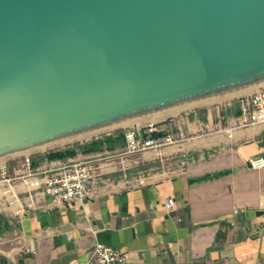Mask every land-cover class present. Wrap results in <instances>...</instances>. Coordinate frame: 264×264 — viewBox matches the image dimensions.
Instances as JSON below:
<instances>
[{
    "label": "water",
    "instance_id": "obj_1",
    "mask_svg": "<svg viewBox=\"0 0 264 264\" xmlns=\"http://www.w3.org/2000/svg\"><path fill=\"white\" fill-rule=\"evenodd\" d=\"M264 84V0H0V160Z\"/></svg>",
    "mask_w": 264,
    "mask_h": 264
},
{
    "label": "crops",
    "instance_id": "obj_2",
    "mask_svg": "<svg viewBox=\"0 0 264 264\" xmlns=\"http://www.w3.org/2000/svg\"><path fill=\"white\" fill-rule=\"evenodd\" d=\"M146 121L158 123L155 135L179 138L141 152H125L124 142L77 152L72 158L100 164L83 201L53 204L18 176L21 162L8 164L0 179V264H98L96 243L124 253L123 264H264V166L248 165L264 158V122L243 123L236 101Z\"/></svg>",
    "mask_w": 264,
    "mask_h": 264
},
{
    "label": "built area",
    "instance_id": "obj_3",
    "mask_svg": "<svg viewBox=\"0 0 264 264\" xmlns=\"http://www.w3.org/2000/svg\"><path fill=\"white\" fill-rule=\"evenodd\" d=\"M239 115L243 123L264 122V88L248 95L240 96L236 100ZM159 128L157 122H147L144 125L127 127L123 131L125 152L132 153L141 150L159 148L165 144L175 142L179 137L164 133L155 135ZM180 136V135H179ZM44 153H42L43 155ZM47 166L34 167L32 156H23L19 177H23L26 184L37 195L49 198L53 204H65L70 201H83L93 195V187L100 178V164L95 159L68 158L67 160H49L43 158ZM250 167L264 166V158L252 157L248 161ZM7 164L0 163V179L6 178ZM173 199L168 197L164 206L171 210ZM93 255L98 264H123L125 254L115 248L96 243Z\"/></svg>",
    "mask_w": 264,
    "mask_h": 264
},
{
    "label": "trees",
    "instance_id": "obj_4",
    "mask_svg": "<svg viewBox=\"0 0 264 264\" xmlns=\"http://www.w3.org/2000/svg\"><path fill=\"white\" fill-rule=\"evenodd\" d=\"M115 142H117V144L119 145L123 144L124 137L122 131L103 135L101 137L94 138L88 142L78 143L73 146H67L64 148L51 150L44 153L43 155L42 154L38 155L37 158L43 159L44 157H46L49 160L63 159L66 157H72L77 152L86 153V152L98 151L103 148L112 149L115 146ZM34 163L35 162L32 160V164Z\"/></svg>",
    "mask_w": 264,
    "mask_h": 264
},
{
    "label": "rangeland",
    "instance_id": "obj_5",
    "mask_svg": "<svg viewBox=\"0 0 264 264\" xmlns=\"http://www.w3.org/2000/svg\"><path fill=\"white\" fill-rule=\"evenodd\" d=\"M254 87H256V86H254ZM239 96H240V94L235 96L234 98H232L230 100H226V101H223V102L218 101L217 97H215V98H212V99H208V100H205V101H201V102L195 103L194 105H191L189 107H183V108L191 109V108L200 107V106H215V105L227 104L229 102L236 101ZM144 124H146V123H142V122L139 123V125H144ZM131 125H132V123L127 124V126L126 125L119 126V127L114 128L112 130H109V131H102V132H99V133H97L95 135L89 136L87 138L79 139L77 141L75 140L74 142H72L70 144H65V145H61V146H55V147H52V148H49V149L47 148L44 151L33 150V151H30V152H26V153H23V154H20V155H16V156H13V157H9V158L0 160V163H6L7 166H8V164H10L12 162H21L23 156L26 155V154H29L32 157H38V155H40L42 153H46V152L51 151V150L60 149V148H64V147H67V146H73V145H76L78 143L88 142V141H90V140H92L94 138H98V137H101L103 135L112 134V133L119 132V131L123 132L127 127H129ZM141 151H145V150H141ZM141 151H137V152H141ZM145 168L146 167H144L142 164L139 165V169H141V171L144 172V173H145ZM131 170H136V166L133 167Z\"/></svg>",
    "mask_w": 264,
    "mask_h": 264
},
{
    "label": "bare ground",
    "instance_id": "obj_6",
    "mask_svg": "<svg viewBox=\"0 0 264 264\" xmlns=\"http://www.w3.org/2000/svg\"><path fill=\"white\" fill-rule=\"evenodd\" d=\"M252 88H254V87H250V88H247V89H243V90H240V91H236V92H233V93H229V94H226V95H222V96L217 97V99H218V101H220V102H223V101H226V100H230V99L234 98L235 96H237V95H239V94H243V93H246V92L248 93ZM194 104H195V103H194ZM194 104H191V105H194ZM191 105L184 106V107H189V106H191ZM182 108H183V107H182ZM157 115H158V114L153 115V116H149V117H146V118H142V119H139V120H135V121H132V122H128V123H125V124H122V125H118V126H115V127H111V128L105 129V130L98 131V132H94V133H91V134H88V135H84V136H81V137H77V138H74V139H71V140H67V141H64V142H60V143H57V144H54V145H50V146H47V147H43V148H40V149H37V150H39V151H44V150H46L47 148L49 149V148H52V147H55V146H61V145H65V144H70V143L74 142L75 140L77 141V140H79V139H84V138H87V137H89V136L95 135V134H97V133H99V132H102V131H109V130H112V129L117 128V127H119V126H124V125L127 126V124H130V123L136 125V124H139V123L142 122V121L145 122L146 119H152V118H154V117L157 116ZM146 122H147V121H146ZM151 122H152V121H151Z\"/></svg>",
    "mask_w": 264,
    "mask_h": 264
}]
</instances>
